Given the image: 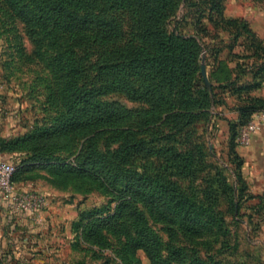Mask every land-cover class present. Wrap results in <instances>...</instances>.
I'll return each mask as SVG.
<instances>
[{
  "label": "rangeland",
  "instance_id": "obj_1",
  "mask_svg": "<svg viewBox=\"0 0 264 264\" xmlns=\"http://www.w3.org/2000/svg\"><path fill=\"white\" fill-rule=\"evenodd\" d=\"M15 2L24 5L27 0ZM90 2L101 5L99 0ZM12 8V3L0 0V157L22 165L18 184L42 194L45 204L33 212L37 219H28V225L17 221L22 212L13 211L10 224L6 218L0 222L5 227L0 228V254L7 252L23 261L30 258L34 260L31 264H150L142 249L127 248L136 230L146 225L162 241L164 254H175L170 257L172 264H264V181L248 176L250 162L238 148L245 144L237 136L231 140L233 129L236 132L241 123V107L250 104L252 97L264 100L253 94L264 87V81L256 89L241 88L252 84L256 70L264 77V0H174L173 12L164 22L168 34L192 37L200 45L198 64L205 65L209 84L201 68L199 75L212 100L206 114L181 132H170L166 125L140 136L155 152L171 147L191 154L196 162L189 175L175 173L178 167L165 160L168 153L130 162L152 175L167 166L165 175L171 186L200 202L203 232L194 237L184 236L178 224L156 221L141 202H122L98 183L57 169L58 163L75 165L84 156L88 136L78 127L93 113L87 103L72 96L47 64L46 53L51 51L45 46L53 52L60 42L54 44L56 37L45 36L42 30L30 36L27 23L13 16ZM121 20L124 35L117 45L88 44L79 49L83 87L102 85L109 79L102 69L105 57L127 43L141 41V32L131 27L130 17ZM38 45L43 46V55L38 54ZM94 100L117 102L133 112L149 107L122 92ZM120 137L117 129L104 131L97 149H115ZM9 141L16 143L12 149L5 146ZM200 153L204 160L199 164ZM263 160L257 159L260 173L264 172ZM184 169L189 168L180 166V171ZM111 188L120 189V185ZM49 200L55 206L50 213L54 222L44 225L50 220L42 214ZM137 213L142 214V221ZM97 221L104 224L94 225Z\"/></svg>",
  "mask_w": 264,
  "mask_h": 264
},
{
  "label": "trees",
  "instance_id": "obj_2",
  "mask_svg": "<svg viewBox=\"0 0 264 264\" xmlns=\"http://www.w3.org/2000/svg\"><path fill=\"white\" fill-rule=\"evenodd\" d=\"M7 2L13 4V16L27 23L30 36H38L42 30L45 36L56 37L54 44L60 42L53 52L52 47L45 46L51 51L50 55L46 53L47 64L57 71L72 96L87 103L93 113V117H88L87 122L80 129L78 127L80 133L88 136L84 156L75 165L58 163L57 169L98 183L99 187L115 192L122 202H141L150 217L178 224L184 236H200L203 232L199 219L203 213L201 204L171 186L165 175L167 166L152 175L140 171L130 162L132 158L168 153L169 158L165 160L178 167L175 172L178 176L189 175L196 162L191 154L171 147L157 148L155 152L147 148L144 138L140 137L150 128L166 125L170 132H181L200 115L206 114L204 110L212 100L199 75L200 45L192 37L175 35L173 31L168 34L164 28L165 19L173 12L174 0H99L100 7L90 0H27L24 5L15 0ZM118 10L122 13L116 14ZM126 15L130 17L131 27L141 32V41L127 43L118 53L105 57L102 69L109 79L102 85L89 89L83 87L79 49L88 44L117 45L124 35L121 18ZM42 47H37L39 55H43ZM258 72L252 73L254 81L251 85L241 88L259 87L264 77ZM110 92H122L129 100L145 102L149 107L133 112L117 102L106 104L94 100ZM249 101L250 104L240 109L241 123L236 132L233 129L231 140L254 113L264 111L262 98L252 97ZM198 109H202L201 114L197 113ZM110 129L119 130L120 143L113 150L101 152L97 149V141L104 131ZM6 144L9 149L16 145L14 141ZM197 158L199 164L203 163V153ZM38 163L48 164L46 161ZM180 166L189 169L180 171ZM174 168L168 166L169 170ZM21 170L22 165L18 163L13 176L15 182L19 181ZM117 184L120 189L111 188ZM137 218L142 221V214L137 213ZM93 224L104 223L97 221ZM92 233L89 228L88 236ZM127 248L130 251L142 249L150 264H172L170 257L175 255L172 251L164 254L162 241L146 225L136 230Z\"/></svg>",
  "mask_w": 264,
  "mask_h": 264
},
{
  "label": "built area",
  "instance_id": "obj_3",
  "mask_svg": "<svg viewBox=\"0 0 264 264\" xmlns=\"http://www.w3.org/2000/svg\"><path fill=\"white\" fill-rule=\"evenodd\" d=\"M264 125V111L256 112L249 122L241 126L237 140L242 144L250 142L254 133ZM18 163L0 157V203L9 211L32 214L45 204V197L30 187H20L13 180Z\"/></svg>",
  "mask_w": 264,
  "mask_h": 264
},
{
  "label": "crops",
  "instance_id": "obj_4",
  "mask_svg": "<svg viewBox=\"0 0 264 264\" xmlns=\"http://www.w3.org/2000/svg\"><path fill=\"white\" fill-rule=\"evenodd\" d=\"M255 95L257 96H263L264 97V87H262L261 89H258L256 91H254ZM242 144V143H241ZM240 149H242V152L245 153L247 155L246 157V161L249 160L248 162L249 163V167H250V170H252L251 173H248V176L250 175V177L252 178V180L254 181H257V180H262L264 181V172H258L257 169H258V166L260 167V161H257L258 157L263 159L264 158V125L262 126V128L257 131L256 133H254L251 137V140L249 143L245 144V145H239ZM264 161V160H263ZM248 165V164H247ZM249 177V179H250ZM19 185V184H18ZM20 186V185H19ZM55 206L53 205V203L49 200L48 201V205H47V209L44 213H42L45 218H50V220H45L43 222V224L47 225L49 224H53V218L50 216V213H53L55 212L54 210ZM12 211H9L4 204L0 203V222H4V218H6V224H10L12 222ZM37 213H33V214H30V213H22V214H19L17 215L16 218L17 221L20 220V223H23L25 225H28L27 224V221H29L31 218L33 219H37L36 218V215ZM39 214V213H38ZM40 215V214H39ZM16 216V215H15ZM29 219V220H28ZM40 220L42 218H39ZM3 223H0V228L1 230H3ZM5 228V227H4ZM55 236V234H54ZM0 249H1V246H0ZM2 252V250H0ZM7 253V252H6ZM0 261L3 262V264H15V263H18V262H25V263H28V264H31L30 262L34 261L33 259H26L25 261L21 260L19 257H14V256H10V254H5L4 252L2 254H0Z\"/></svg>",
  "mask_w": 264,
  "mask_h": 264
},
{
  "label": "water",
  "instance_id": "obj_5",
  "mask_svg": "<svg viewBox=\"0 0 264 264\" xmlns=\"http://www.w3.org/2000/svg\"><path fill=\"white\" fill-rule=\"evenodd\" d=\"M200 68H201V75H202L205 83L208 85L209 82H208L206 71H205V65L202 63Z\"/></svg>",
  "mask_w": 264,
  "mask_h": 264
}]
</instances>
